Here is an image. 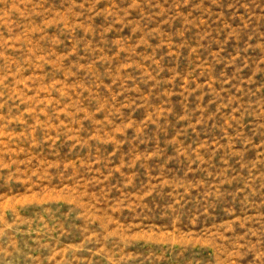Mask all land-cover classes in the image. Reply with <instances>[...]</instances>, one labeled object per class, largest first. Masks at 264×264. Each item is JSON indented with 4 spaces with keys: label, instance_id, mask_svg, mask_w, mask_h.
Listing matches in <instances>:
<instances>
[{
    "label": "rangeland",
    "instance_id": "rangeland-1",
    "mask_svg": "<svg viewBox=\"0 0 264 264\" xmlns=\"http://www.w3.org/2000/svg\"><path fill=\"white\" fill-rule=\"evenodd\" d=\"M0 264H264V0H0Z\"/></svg>",
    "mask_w": 264,
    "mask_h": 264
}]
</instances>
